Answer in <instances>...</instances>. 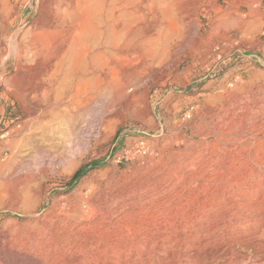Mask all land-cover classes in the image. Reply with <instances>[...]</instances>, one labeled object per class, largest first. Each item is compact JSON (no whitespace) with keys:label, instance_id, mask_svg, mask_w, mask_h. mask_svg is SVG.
<instances>
[{"label":"rangeland","instance_id":"obj_1","mask_svg":"<svg viewBox=\"0 0 264 264\" xmlns=\"http://www.w3.org/2000/svg\"><path fill=\"white\" fill-rule=\"evenodd\" d=\"M60 8L78 32L90 27L86 12L113 15L111 86L85 92L79 113L30 121L42 61L0 59V247L4 233L13 246L12 224L43 218L54 203L122 201L128 227H139L128 232L127 264H231L233 255L261 264L263 239L235 230L238 220L225 229L223 194L208 202L194 191L264 187V0H0V49ZM251 201L243 209L253 211ZM180 209L187 216L176 218ZM256 216L264 220L263 207ZM160 223L172 233L160 234Z\"/></svg>","mask_w":264,"mask_h":264},{"label":"bare ground","instance_id":"obj_2","mask_svg":"<svg viewBox=\"0 0 264 264\" xmlns=\"http://www.w3.org/2000/svg\"><path fill=\"white\" fill-rule=\"evenodd\" d=\"M91 1L85 0L86 4H90ZM86 13L90 27L85 30L80 29L81 32L75 29L77 25L73 27L76 16L69 10L60 8L50 14L48 21L45 20L42 30L28 31L25 33L27 39L20 43L15 35L9 50L0 49L2 63H11L24 58L30 62L42 61L41 80H39L43 91L41 94L39 90L36 91L32 97L30 121H43L52 117L55 111L61 108H64L61 111L67 115L79 113L85 92L99 85L111 86V82L104 78V74L109 69L107 62L112 44L107 33L111 28L113 15L101 11ZM80 23L78 24L82 27ZM116 92L124 95L126 86L120 85ZM119 103L120 100H117L113 104L106 105L107 109H104L97 118L99 125L112 108L119 106ZM22 128L30 132L45 130V127L31 126L28 123ZM194 192L197 193L196 196L208 202L210 195L223 194L225 203L220 212H225V217L231 223L228 226L224 222L225 229L233 228L234 221L238 220L241 225L235 226V230L241 231L247 228L245 231L256 234L264 240V220L260 222L256 216V212L264 208V187L198 188ZM184 193L185 190L180 191L176 196L181 197ZM254 196L258 198H252L254 200L251 201L249 197ZM179 197L177 198L180 201ZM250 201L254 205L253 211L243 209V202ZM170 212H172L170 209L165 210L166 214ZM200 213L204 212L202 213L200 209L192 210L188 217L194 219ZM212 213L215 212H208L209 215ZM174 216L181 218L187 216V213L180 209ZM167 223L158 225L157 231L160 234L172 233L171 229L167 228ZM12 227L13 233L17 234L12 241L13 246L7 244L8 234L4 233L1 238L3 246L0 247V255L7 264H127L128 232L131 229L135 231L139 229L137 224L132 228L128 227L122 201H118L115 206L93 204L71 206L69 202L59 206L54 203L50 212L43 218H35L22 225L14 223ZM192 236L190 240L195 237ZM141 241L147 243L143 237ZM260 257L259 262L264 264V255ZM249 259L250 256L241 258L239 255H233L229 262L242 264V260Z\"/></svg>","mask_w":264,"mask_h":264},{"label":"trees","instance_id":"obj_3","mask_svg":"<svg viewBox=\"0 0 264 264\" xmlns=\"http://www.w3.org/2000/svg\"><path fill=\"white\" fill-rule=\"evenodd\" d=\"M83 170H79L78 172H76V174L73 177V180L76 181L80 178V176L82 175Z\"/></svg>","mask_w":264,"mask_h":264}]
</instances>
